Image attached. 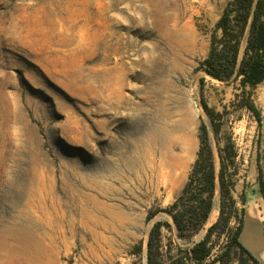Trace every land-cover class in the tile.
Returning <instances> with one entry per match:
<instances>
[{"label":"rangeland","instance_id":"obj_1","mask_svg":"<svg viewBox=\"0 0 264 264\" xmlns=\"http://www.w3.org/2000/svg\"><path fill=\"white\" fill-rule=\"evenodd\" d=\"M227 1L0 0V264H146L157 220L161 264H252L230 237L245 203L264 207V79L243 91L200 69ZM201 100L222 113L216 133ZM201 122L217 208L182 237L164 209ZM228 137L233 206L217 178ZM223 201L234 212L198 262L189 249Z\"/></svg>","mask_w":264,"mask_h":264},{"label":"trees","instance_id":"obj_2","mask_svg":"<svg viewBox=\"0 0 264 264\" xmlns=\"http://www.w3.org/2000/svg\"><path fill=\"white\" fill-rule=\"evenodd\" d=\"M200 69L209 77L219 81H237L243 91H246V87L252 88L264 79V0L227 1L215 23V30L211 33L209 50L200 62ZM200 104L216 133L223 121L222 113L209 107L203 100ZM246 107L252 108L249 104H246ZM232 149L233 144L228 137L224 145L218 149L217 178L221 196L228 199V205L233 206L234 200L230 191L234 183L231 178L228 180L225 178V168L229 164L234 165ZM235 173L233 167L230 174ZM215 178L213 148L207 126L201 122L198 150L187 180L176 199L164 209L170 214L179 236L188 237L206 221L212 206ZM260 192L264 200V188L260 187ZM225 207L227 204L223 201L219 216L207 228L205 237L189 249L192 258L198 262L208 255V234L220 222L226 225L232 215L231 212H234L231 206L229 212H226ZM241 213L243 214V209ZM164 224L168 226L165 221L157 220L149 231L146 243V264H161L163 253L161 252L160 227ZM240 225L241 220L232 233L230 242L236 245L239 252L246 255L252 264H256L255 258L237 239Z\"/></svg>","mask_w":264,"mask_h":264},{"label":"crops","instance_id":"obj_3","mask_svg":"<svg viewBox=\"0 0 264 264\" xmlns=\"http://www.w3.org/2000/svg\"><path fill=\"white\" fill-rule=\"evenodd\" d=\"M237 239L255 258L256 264H264V207L259 201L244 204Z\"/></svg>","mask_w":264,"mask_h":264},{"label":"bare ground","instance_id":"obj_4","mask_svg":"<svg viewBox=\"0 0 264 264\" xmlns=\"http://www.w3.org/2000/svg\"><path fill=\"white\" fill-rule=\"evenodd\" d=\"M152 6V5H151ZM155 165V164H154ZM151 168V167H150ZM159 172V171H158ZM154 174V173H153ZM159 174V173H158ZM169 175V174H168ZM172 176V175H171ZM170 177V176H169ZM176 177V176H175ZM157 179V178H156ZM165 179V178H164ZM173 180V179H172ZM154 181V180H153ZM173 182V181H172ZM174 183V182H173ZM172 183V184H173ZM168 185H169V183H168ZM171 189V188H170ZM171 191V190H170ZM171 194V193H170ZM217 208V203L215 202L214 203V205H213V207H212V209H211V211H210V213H209V217H208V219H209V221L210 220H212L213 218H214V215H215V212L214 211H216L215 209ZM108 212L110 213V215H111V217L112 218H116V216H114V214H112V212H111V210H108ZM107 214V213H106ZM108 216V215H107ZM93 219V218H92ZM120 219H125L124 217H121ZM122 222V221H121ZM127 222V221H126ZM106 224V223H105ZM126 224V223H125ZM108 226V225H107ZM119 226V225H118ZM106 227V226H105ZM120 228V227H119ZM110 230H111V228H110ZM108 231V230H107ZM4 235V234H3ZM106 242H108V241H106ZM112 244V243H111ZM104 245V244H103ZM111 246V245H110ZM100 249V248H99ZM110 250V249H109ZM105 251V250H104ZM105 253V252H104Z\"/></svg>","mask_w":264,"mask_h":264},{"label":"built area","instance_id":"obj_5","mask_svg":"<svg viewBox=\"0 0 264 264\" xmlns=\"http://www.w3.org/2000/svg\"><path fill=\"white\" fill-rule=\"evenodd\" d=\"M192 264H195V263H192ZM200 264H205V262L201 261Z\"/></svg>","mask_w":264,"mask_h":264}]
</instances>
